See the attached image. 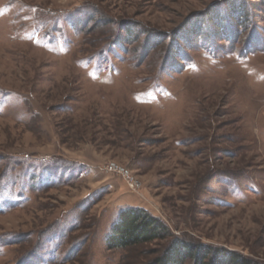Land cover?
<instances>
[{"label": "rangeland", "instance_id": "rangeland-1", "mask_svg": "<svg viewBox=\"0 0 264 264\" xmlns=\"http://www.w3.org/2000/svg\"><path fill=\"white\" fill-rule=\"evenodd\" d=\"M129 206L264 263V0H0V264H148Z\"/></svg>", "mask_w": 264, "mask_h": 264}, {"label": "trees", "instance_id": "trees-1", "mask_svg": "<svg viewBox=\"0 0 264 264\" xmlns=\"http://www.w3.org/2000/svg\"><path fill=\"white\" fill-rule=\"evenodd\" d=\"M234 10L236 16H252L246 5ZM168 237L173 238V235L163 222L142 208L129 206L121 210L117 223L106 239V246L109 249L127 248ZM189 260L193 264H264L245 258L237 252L197 245L177 236L148 264H185Z\"/></svg>", "mask_w": 264, "mask_h": 264}, {"label": "built area", "instance_id": "built-area-1", "mask_svg": "<svg viewBox=\"0 0 264 264\" xmlns=\"http://www.w3.org/2000/svg\"><path fill=\"white\" fill-rule=\"evenodd\" d=\"M105 169L108 172H111L113 174H117V175L121 176L122 178H124L125 181L127 182V184L129 185V187L131 189H133L134 191H137L139 189V187L141 186V183L136 178V176H134L126 166H124V165H122L116 161L109 162L106 165Z\"/></svg>", "mask_w": 264, "mask_h": 264}]
</instances>
